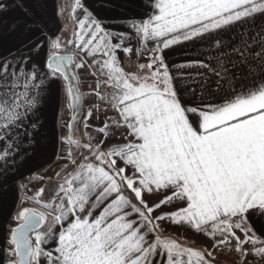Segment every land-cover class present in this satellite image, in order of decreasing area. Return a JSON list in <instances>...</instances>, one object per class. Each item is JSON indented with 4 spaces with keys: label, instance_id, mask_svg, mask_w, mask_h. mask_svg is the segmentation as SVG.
<instances>
[{
    "label": "snow or ice",
    "instance_id": "6c2138e0",
    "mask_svg": "<svg viewBox=\"0 0 264 264\" xmlns=\"http://www.w3.org/2000/svg\"><path fill=\"white\" fill-rule=\"evenodd\" d=\"M52 24L0 0V193L58 89L68 115L0 264H264V0H74Z\"/></svg>",
    "mask_w": 264,
    "mask_h": 264
},
{
    "label": "crops",
    "instance_id": "0c3cea01",
    "mask_svg": "<svg viewBox=\"0 0 264 264\" xmlns=\"http://www.w3.org/2000/svg\"><path fill=\"white\" fill-rule=\"evenodd\" d=\"M86 2L90 3L91 0H86ZM45 3L47 4L48 12L53 21L52 27L59 30L65 25L71 12V6L62 0H45ZM61 6L64 8L63 17L57 14ZM66 6L69 7L67 8ZM12 15L19 16L20 12H13ZM68 27L69 32L67 35L70 36L73 25L68 23ZM120 59L123 62L122 66L125 71H130L131 68L129 65L135 64V58L129 61L122 53L120 54ZM81 87L87 89V83L82 84ZM85 89L84 91H86ZM81 91H83L82 88ZM63 104V93L58 89L55 96L42 109L41 119L43 121V129L41 130L40 137L38 138L39 142L34 147L32 155L24 163L20 164L19 171L14 176L11 173L9 174L10 179L7 189L4 193H0V209H2L0 211V249L4 246V236L8 225L11 223L8 215L10 212L15 211L18 203L17 197L21 194V192L17 193L18 185L28 180L35 172L50 167L55 154L58 152L57 137L60 135L59 121L63 111Z\"/></svg>",
    "mask_w": 264,
    "mask_h": 264
},
{
    "label": "rangeland",
    "instance_id": "374dc122",
    "mask_svg": "<svg viewBox=\"0 0 264 264\" xmlns=\"http://www.w3.org/2000/svg\"><path fill=\"white\" fill-rule=\"evenodd\" d=\"M62 1L65 2V3H67V5H69V6H71L73 4V2H74V0H62ZM69 6H66V7L68 8ZM129 67L131 68V70H134L135 64L129 65ZM125 68H128V67H125ZM89 83H91V79L90 78H89ZM81 88L84 91L85 88H83V87H81ZM85 90H87V89H85ZM87 103L88 102L86 101L85 102V107H87ZM67 118H68V115H67V113L65 112V110L63 108V111H62V114H61V117H60V121H59L60 122L59 123V132H60V124H61V121L62 120H67ZM58 150H59V144H58ZM48 168H50V167H48ZM48 168L42 169L40 171H37L32 176L38 175V174H40V175H50L51 174L50 172L45 173V170L48 169ZM28 180H29V178H28ZM28 180L24 181L23 183H28ZM34 184H35V187H37V188L41 186V182H39V181H34ZM24 195H25V193L24 192H21L20 196L22 197ZM176 235L178 236L179 233H176ZM230 261H231V257H228L226 255L221 257V264H230Z\"/></svg>",
    "mask_w": 264,
    "mask_h": 264
}]
</instances>
